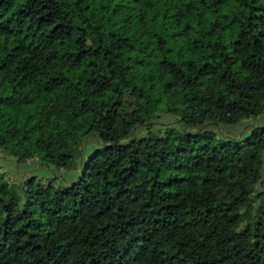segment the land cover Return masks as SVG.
Returning <instances> with one entry per match:
<instances>
[{
    "label": "trees",
    "instance_id": "1",
    "mask_svg": "<svg viewBox=\"0 0 264 264\" xmlns=\"http://www.w3.org/2000/svg\"><path fill=\"white\" fill-rule=\"evenodd\" d=\"M264 0H0V264H264ZM90 142V144H88Z\"/></svg>",
    "mask_w": 264,
    "mask_h": 264
},
{
    "label": "rangeland",
    "instance_id": "2",
    "mask_svg": "<svg viewBox=\"0 0 264 264\" xmlns=\"http://www.w3.org/2000/svg\"><path fill=\"white\" fill-rule=\"evenodd\" d=\"M254 125H264V115L256 119H251L250 121H245L235 129H228L226 126L225 128H218V130L226 134L241 135L246 129ZM88 144H90V142ZM0 165H4V167L11 174V177L15 180L34 174L37 176H44L45 178H53V182L55 184H61L75 178V176H73L75 172L73 171L65 172L60 170V172H58L52 167L45 165L40 166L36 160L19 165L17 162L12 160V158L7 157L3 152H0Z\"/></svg>",
    "mask_w": 264,
    "mask_h": 264
}]
</instances>
